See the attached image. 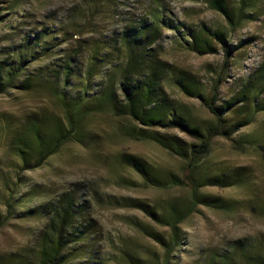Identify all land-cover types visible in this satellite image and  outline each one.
<instances>
[{
    "label": "rangeland",
    "instance_id": "1",
    "mask_svg": "<svg viewBox=\"0 0 264 264\" xmlns=\"http://www.w3.org/2000/svg\"><path fill=\"white\" fill-rule=\"evenodd\" d=\"M209 1L0 0V63L5 64L4 70L19 64L24 70L18 80L27 77L30 83L29 90L14 87L0 93V264H38L39 236L47 219L40 206L74 190L83 205L74 225L87 224L88 230L85 238L71 245L63 264H162V243L169 232L148 212L161 217L171 207L182 210L190 193L179 186H147L122 163L121 156L140 159L160 178L179 176L183 162L154 142L124 137L121 130L129 122L107 110L86 116L77 142L61 144L37 166L29 130L37 128L38 135L48 139L54 126L64 121L59 94L73 97L83 92L86 99L91 98L103 86L100 80L105 83L111 68L122 63L110 48L108 64L93 60L92 49L103 50V44L109 45L124 25L149 19L154 12L177 26L176 30L161 27L153 45L157 56L198 81V95H185L170 80L162 82L165 94L192 124L212 121L202 99L221 71L224 56L219 46L211 54L188 51L186 30H218L232 45L218 90L220 104L239 91L264 62V0H254L253 14L235 27L226 24ZM221 1L235 12L241 6V0ZM67 59H72L74 77L64 84L59 71ZM90 63L97 75L85 83L80 75ZM58 72L56 79L53 75ZM253 100L251 123L237 128L231 140L212 138L195 169L196 175L209 177L239 175L238 184L198 189L209 202L197 204L179 225L182 242L170 254L168 264H223L235 241L264 257V85ZM244 117L231 115L229 119L240 125ZM158 131L191 142L178 129ZM243 138L253 146L238 149L237 141Z\"/></svg>",
    "mask_w": 264,
    "mask_h": 264
},
{
    "label": "trees",
    "instance_id": "2",
    "mask_svg": "<svg viewBox=\"0 0 264 264\" xmlns=\"http://www.w3.org/2000/svg\"><path fill=\"white\" fill-rule=\"evenodd\" d=\"M253 2L254 0H241V6L236 9V12L231 7H226L221 0H210L209 7L220 13L226 24L235 27L239 22L249 18L246 17L247 14H253ZM161 27L177 29V26L172 27L170 21L163 19L162 14L154 12L149 19L124 25L120 31L114 33L109 45L103 44L105 45L103 50L92 49L91 59L108 64L112 56L111 52L107 51L110 48L116 57L121 56L123 59L121 65L117 64L114 69L111 68L110 76L105 83L102 79L100 80V85L103 86L91 98L86 99L83 92L73 97H67L65 93L59 94L58 100L64 121L61 126H54L48 139H42L38 135L37 128L30 129L29 135L33 136L32 147L34 146L35 149L37 166L53 154L61 144L77 142L78 129L86 116L93 111L107 110L115 117L125 118L129 122V125L121 130L124 137L154 142L170 155L179 158L183 162V170L179 176L170 175L167 178H160L152 174L148 166L140 159L132 155L121 156L122 163L131 167L147 186L155 189L179 186L188 189L190 193L188 204L182 210L171 207L161 217H156L151 211L148 212L156 223L168 229L169 238L162 243L165 251L162 264H168L170 254L182 242L179 225L194 211L197 204L209 202L198 194V189L208 186L233 187L238 184L239 175L209 177L196 175L195 169L199 159L208 152L212 138L220 136L231 140L237 128L251 123V111L253 112L255 107L253 99L256 97V92L264 85V62L239 91L228 100L217 104L218 90L224 82V72L232 57V45L226 42L225 34L218 30L206 28H200L197 31L186 30L188 39L184 41L188 45V51L199 55L211 54L216 46H219L224 56L221 71L212 83L208 96L202 99V106L212 115V121L203 126H197L182 114L178 104L169 99L163 89L162 82L170 80L187 96L199 94L198 81L189 72L174 69L169 63L160 59L154 51L153 45L159 38ZM95 55L100 58H96ZM71 60L67 59L61 69L63 71H59L63 74L64 84L74 77V69L69 65ZM4 67L5 64L0 63V93L14 87L29 90L30 83L27 77L20 81L17 78L18 75L23 74L24 68L19 64L7 65V70H4ZM96 70V66L90 63L80 76L85 78L86 83L97 75ZM59 72L53 75L54 78L59 79ZM114 77L117 80L113 83ZM115 85L116 88H114ZM231 115H245L244 121L238 125L229 119ZM160 129H178L187 134L191 142L186 143L167 134H161L158 131ZM251 144L250 139L243 138L237 141L236 147L241 149L253 146ZM20 158L25 163L23 153L20 154ZM77 196L75 190L72 193L64 194L63 192L52 201L40 206V213L46 215L47 219L39 236L38 264H63L73 249L71 245L85 238L88 225H74L75 219L83 213V205L78 202ZM261 214L264 215V207L261 208ZM224 261L226 262L223 264H234L235 261L245 264H264V257L251 253L242 241H235Z\"/></svg>",
    "mask_w": 264,
    "mask_h": 264
}]
</instances>
